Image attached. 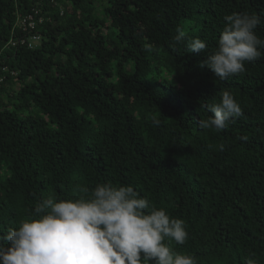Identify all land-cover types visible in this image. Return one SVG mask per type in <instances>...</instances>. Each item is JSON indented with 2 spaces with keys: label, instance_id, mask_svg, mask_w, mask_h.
I'll return each instance as SVG.
<instances>
[{
  "label": "trees",
  "instance_id": "trees-1",
  "mask_svg": "<svg viewBox=\"0 0 264 264\" xmlns=\"http://www.w3.org/2000/svg\"><path fill=\"white\" fill-rule=\"evenodd\" d=\"M35 11L40 45L9 46ZM233 12L261 14L264 38V0H0V236L50 194L131 185L185 221L176 251L264 264V55L224 80L201 67ZM225 90L244 115L200 128Z\"/></svg>",
  "mask_w": 264,
  "mask_h": 264
},
{
  "label": "clouds",
  "instance_id": "clouds-1",
  "mask_svg": "<svg viewBox=\"0 0 264 264\" xmlns=\"http://www.w3.org/2000/svg\"><path fill=\"white\" fill-rule=\"evenodd\" d=\"M224 19L217 47L201 64L221 80L244 73L246 62L264 55V38L255 31L261 14L233 12ZM176 32L175 41L183 42L186 32L179 27ZM188 49L203 53L207 44L194 38ZM206 108L212 115L200 120L199 127L215 132L244 115L227 90L220 102ZM80 191L74 199L50 194L18 227L0 236V264H198L193 255L172 247L188 240L185 221L156 208L131 185L103 183ZM246 264L258 261L249 257Z\"/></svg>",
  "mask_w": 264,
  "mask_h": 264
},
{
  "label": "built area",
  "instance_id": "built-area-1",
  "mask_svg": "<svg viewBox=\"0 0 264 264\" xmlns=\"http://www.w3.org/2000/svg\"><path fill=\"white\" fill-rule=\"evenodd\" d=\"M55 2V0H52ZM61 9V14H64V8ZM38 11L28 13L24 16H18L17 23L13 29V36L9 40V46L21 47L27 46L30 49L36 48L40 45L42 34L37 31V27L43 22L42 16H36Z\"/></svg>",
  "mask_w": 264,
  "mask_h": 264
}]
</instances>
